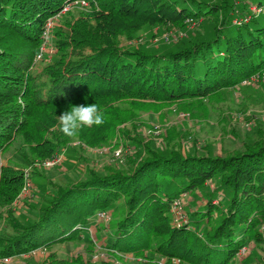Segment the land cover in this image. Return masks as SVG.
Returning a JSON list of instances; mask_svg holds the SVG:
<instances>
[{
	"label": "trees",
	"instance_id": "16d2710c",
	"mask_svg": "<svg viewBox=\"0 0 264 264\" xmlns=\"http://www.w3.org/2000/svg\"><path fill=\"white\" fill-rule=\"evenodd\" d=\"M69 1L0 0V152L18 141L25 164L37 159L43 167V161L59 154L73 139L91 148L106 144L114 133L113 121L124 122L120 116L106 119L115 98L141 106L145 101L140 100L184 103L180 111L185 112L189 109L186 101L199 103L264 69V0H221L219 4L88 0L91 11L67 22L66 32L56 33L54 63L32 74L28 70L45 21ZM214 14L217 21L208 31L203 32L200 23L192 34L170 46L127 49L118 42L119 36L136 35L145 25L184 26L186 21L199 23ZM133 21L139 23L137 28L130 25ZM21 98L25 108L17 104ZM85 99L107 101L100 106L105 123L82 128L72 138L63 136L52 115L51 121L32 116L38 109L49 111ZM48 122L56 129L49 130ZM253 127L257 138L231 154L182 153L179 146V150L171 147L161 153L151 147L153 140L133 136L126 138L128 148L121 154L132 157V167L125 171L110 167L96 174L89 169L86 179L65 185L31 171L33 190L49 199L26 225L12 215V204L24 185L23 170L4 166L0 169V208L10 215L6 222L12 232L0 235V258L73 241L86 232L97 211L123 199L126 213L106 243L108 248L121 254L150 250L189 264H231L247 254L237 256L251 240L258 247L263 243L259 226L264 220V142L263 133L255 123ZM80 156L74 164L87 160ZM213 179L219 182L218 193L207 195L201 208L185 212L189 215L186 223L173 224L171 203ZM221 197L227 199L225 204ZM215 198L218 203H213ZM193 223L200 229L193 228ZM256 259L254 264H264V256Z\"/></svg>",
	"mask_w": 264,
	"mask_h": 264
},
{
	"label": "rangeland",
	"instance_id": "374dc122",
	"mask_svg": "<svg viewBox=\"0 0 264 264\" xmlns=\"http://www.w3.org/2000/svg\"><path fill=\"white\" fill-rule=\"evenodd\" d=\"M207 1L219 4L221 0ZM92 7L88 0H71L63 3L59 11L47 18L44 26H51L49 33L47 36L42 34L38 51L28 71L36 74L42 72L45 66L54 63L57 58L58 36L56 33L66 32L65 25L67 22L83 16L86 12L89 13ZM219 16L220 14H218ZM215 19H217V15L214 14L204 17L202 22L199 20V23L186 21L184 26L177 24H168L167 26L145 25L136 35H131V37L119 36L118 42L120 46L127 49L170 46L172 42H181L189 34H192L200 23L203 32L208 31L216 23L217 20ZM130 25L137 28L139 23L133 21ZM19 100L17 101L18 106L25 108L24 100L22 98ZM140 101H145V106L125 98H115V100L110 101L109 106L113 108L107 111L106 119L120 116L124 122L113 121L116 122L112 126L114 133L108 137L106 144L100 147L91 148L80 143V140L73 139L69 142L68 147L64 146L60 149L61 162L50 168H44L40 166L41 162L37 159L32 165L25 164L18 149L17 141L16 145L0 152V169L10 164L22 168V170L29 167L32 173L38 172V174L44 175L54 182L65 185L86 179L89 169H92L96 174L102 173L105 168L110 167H117L124 171L130 169L133 164L130 163L132 157H116V154L118 150L125 154L128 148L126 147L128 146V139L126 138L133 136L134 138L141 137L145 142L153 140L151 147L161 153L169 152L171 147L176 150L179 146L182 153L225 155L241 151L243 146L257 138V132L253 127L255 123L258 130L260 129V132L263 133L262 141L264 142V78L259 81L247 80L246 83L243 80L235 88L224 89L207 99L206 97L201 99L199 103L195 102L196 100L186 101L189 103V109H185V112L180 111L185 108L184 103L168 104ZM106 102L105 100L85 99L76 105L96 103L100 107ZM70 107L52 108L49 109L51 112L46 111L47 109H38L33 112L32 116L40 115L50 119V115H52V118L59 121V115L69 110ZM198 112L199 115H197ZM48 124L49 130L56 129L55 124L51 126V122ZM136 132L140 136L135 135ZM127 135L129 137H126ZM79 155L82 159L86 158L87 160L74 164L79 159ZM137 155L138 153H135V157ZM207 183L206 187L181 196L184 203L183 208L187 214L192 209L204 206L207 195L212 192L218 193L219 190L216 188L219 182L217 179ZM176 189L171 191L174 192ZM47 197L40 190L34 191L33 187L23 192L21 189L17 199L12 204V215L25 225L30 223L38 216V209L43 205L45 198L49 199ZM215 199L213 203H218L219 198ZM226 200L225 197H221L222 204H225ZM105 211L110 214L108 223L95 218L87 226L89 228L86 229V232L77 239L56 244L51 249L44 247L36 252L8 256V261L2 260L0 264H55L60 260H67L68 264H189L179 258L168 259L150 250L138 254H121L108 248L106 243L109 242L117 222L126 213L124 200L114 202L111 206L106 207ZM6 214V210L0 208V235L3 232H12L11 226L6 222V218H10V215ZM191 219H193L192 216ZM192 227L196 230L200 229L199 224L196 223H193ZM260 228L261 226H259V230ZM260 247L254 240H251L248 243L247 254L241 258L236 257L231 264L256 263V258L264 256L263 243Z\"/></svg>",
	"mask_w": 264,
	"mask_h": 264
},
{
	"label": "built area",
	"instance_id": "2783aa9c",
	"mask_svg": "<svg viewBox=\"0 0 264 264\" xmlns=\"http://www.w3.org/2000/svg\"><path fill=\"white\" fill-rule=\"evenodd\" d=\"M50 27H49V25L44 26L43 33H42L43 36H47L48 35ZM261 78H264V69L261 72H257L255 74L251 75L249 79H245L244 81H245V83L247 82V80L259 81ZM121 154H122L121 150H118V152L116 154V157H121ZM61 159H62V156L60 154H56L53 157L48 158L45 161H43L42 162V166L45 167V168H50V167L60 163ZM30 176H31V168L28 167V168L23 170L24 185L22 187V192L24 190H28L29 188H32ZM185 195L186 194H183L181 196H185ZM183 206H184V203L182 202L181 197L180 198H176L170 205L172 223L175 224V225H179L181 223H186L187 222L188 218H187V215L185 213V210H184ZM95 218L98 219L99 221L104 222V223H108L109 214L106 211H104V210H100V211H97ZM260 226H261L260 231H261V233L263 235V246H264V220H263V222L261 223ZM43 248L44 247H39V248L33 249V250L29 251V253L36 252L37 250H42ZM247 249H248L247 246H243L238 251L237 256L244 255L246 253ZM2 260L3 261H8V258L0 259V261H2Z\"/></svg>",
	"mask_w": 264,
	"mask_h": 264
},
{
	"label": "clouds",
	"instance_id": "9594fccd",
	"mask_svg": "<svg viewBox=\"0 0 264 264\" xmlns=\"http://www.w3.org/2000/svg\"><path fill=\"white\" fill-rule=\"evenodd\" d=\"M104 123V113L96 103L79 104L72 105L69 110L59 115L58 127L63 136L72 138L77 136L82 128Z\"/></svg>",
	"mask_w": 264,
	"mask_h": 264
},
{
	"label": "crops",
	"instance_id": "0c3cea01",
	"mask_svg": "<svg viewBox=\"0 0 264 264\" xmlns=\"http://www.w3.org/2000/svg\"><path fill=\"white\" fill-rule=\"evenodd\" d=\"M188 194V193H187ZM241 258V257H240Z\"/></svg>",
	"mask_w": 264,
	"mask_h": 264
}]
</instances>
